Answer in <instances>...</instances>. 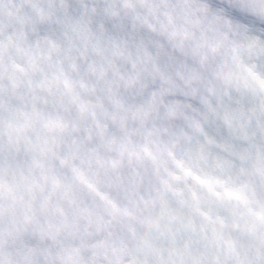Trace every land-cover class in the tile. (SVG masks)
I'll return each instance as SVG.
<instances>
[{"label": "clouds", "instance_id": "clouds-1", "mask_svg": "<svg viewBox=\"0 0 264 264\" xmlns=\"http://www.w3.org/2000/svg\"><path fill=\"white\" fill-rule=\"evenodd\" d=\"M0 264H264V0H0Z\"/></svg>", "mask_w": 264, "mask_h": 264}]
</instances>
